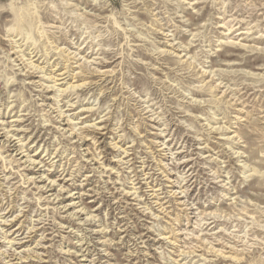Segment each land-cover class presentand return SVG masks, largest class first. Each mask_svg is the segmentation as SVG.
I'll list each match as a JSON object with an SVG mask.
<instances>
[{"label":"rangeland","instance_id":"1","mask_svg":"<svg viewBox=\"0 0 264 264\" xmlns=\"http://www.w3.org/2000/svg\"><path fill=\"white\" fill-rule=\"evenodd\" d=\"M9 212L0 264H264V0H0Z\"/></svg>","mask_w":264,"mask_h":264},{"label":"bare ground","instance_id":"2","mask_svg":"<svg viewBox=\"0 0 264 264\" xmlns=\"http://www.w3.org/2000/svg\"><path fill=\"white\" fill-rule=\"evenodd\" d=\"M77 53V52H76ZM75 53V54H76ZM78 54V53H77ZM81 56V55H80ZM84 57V56H83ZM80 58V57H79ZM91 58V57H90ZM78 59V58H77ZM83 59V58H82ZM86 59V58H85ZM88 60V59H87ZM79 66V65H78ZM44 71V70H43ZM57 71V70H56ZM62 74V73H61ZM52 77V76H51ZM50 78V77H49ZM56 84H57V82H56ZM72 84V83H71ZM53 88H54V86H53ZM55 89H56V87H55ZM74 106V105H73ZM62 113V112H61ZM69 118V117H68ZM3 127V126H2ZM97 128H98V126H97ZM101 128V127H100ZM18 133V132H17ZM20 134V133H19ZM18 134V135H19ZM10 139V138H9ZM75 139V138H74ZM21 141V140H20ZM7 143H9V146H8V150L10 149V147H12L11 145H10V143H11V139L10 140H8L7 141ZM3 146H5V145H3ZM6 147V146H5ZM14 147H16V146H14ZM26 148V147H25ZM23 150V149H22ZM24 152H28V151H24ZM22 154H23V152H22ZM89 155V154H88ZM27 159V161L25 162V164H30V166L29 167H32V166H36L35 168H37L39 165H43L42 166V168H45L46 166H48V165H44V163H45V161H40V160H38V161H40L39 163H37L36 162V160L35 159H33L31 156H30V153L28 154V155H26L25 156ZM37 157V156H36ZM25 161V160H24ZM96 165V164H95ZM187 165V164H186ZM186 167V166H185ZM34 168V169H35ZM31 170H32V168H31ZM115 170V169H114ZM39 171H41V169L39 170ZM189 171V170H188ZM44 177H46L47 178V180H49V177H48V175H46V171L45 172H43L42 173V179L44 178ZM193 177V176H192ZM192 179V178H191ZM51 181V180H50ZM90 182V181H89ZM56 183V182H55ZM55 183L54 182H51L50 184H49V187H50V185L51 184H53L52 186L54 187L55 186ZM78 186V185H77ZM47 187V186H46ZM46 189V188H45ZM131 194V193H130ZM155 194V193H154ZM180 194V193H179ZM155 196V195H154ZM179 199V198H178ZM160 203V202H159ZM163 206V205H162ZM2 214V213H1ZM9 214H11V212H9L7 215H5L4 217H0V219H2V221L0 222V228H3L2 229V231H4L5 230V228H7V226H9L8 224H13L16 220H18L17 219V217H15V218H13V216L11 215V216H9ZM14 214V213H13ZM90 214V213H89ZM10 218H12V220H10ZM205 221V220H204ZM34 222V221H33ZM28 229V228H27ZM24 230V229H23ZM29 230H30V228H29ZM34 230V229H33ZM36 231V230H35ZM22 232V230L21 229H19L18 231H16L14 234H13V236L16 234L17 235V238H15V239H9V238H7L6 237V239H5V242H7V240H8V242H7V244H9V246H10V248H7L6 250H5V252H3V256H6V259H8V258H10V257H16V259H14V260H17V261H19L20 263H17V264H26V263H29L27 260H29V259H31L32 257L30 256V255H22V254H20V253H14V255H12V256H10L9 254H10V251H13V249H14V247H16V245H23L21 242L23 241V238H21L22 236H24L25 234L23 233L22 235H20V233ZM33 233V232H32ZM31 232L29 233V234H32ZM30 237V236H29ZM5 238V237H4ZM27 238V236H25V238L24 239H26ZM19 242V243H18ZM1 243V242H0ZM6 247V246H5ZM82 250V249H81ZM15 251H17V250H15ZM28 251V250H27ZM18 252V251H17ZM26 253V252H25ZM85 253V252H84ZM38 258L40 257V256H37ZM83 258V257H82ZM9 263H12V261H9ZM179 263V262H178ZM2 264V263H1ZM13 264V263H12Z\"/></svg>","mask_w":264,"mask_h":264}]
</instances>
